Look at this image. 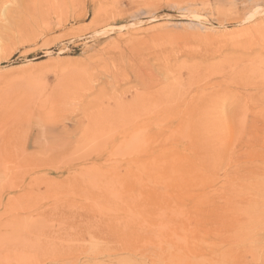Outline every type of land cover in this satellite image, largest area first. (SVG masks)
Segmentation results:
<instances>
[{"label": "rangeland", "instance_id": "374dc122", "mask_svg": "<svg viewBox=\"0 0 264 264\" xmlns=\"http://www.w3.org/2000/svg\"><path fill=\"white\" fill-rule=\"evenodd\" d=\"M136 92L151 100L120 102ZM0 100V264H253L200 164L216 124L243 129L234 165L263 146L264 0H12Z\"/></svg>", "mask_w": 264, "mask_h": 264}, {"label": "bare ground", "instance_id": "6f19581e", "mask_svg": "<svg viewBox=\"0 0 264 264\" xmlns=\"http://www.w3.org/2000/svg\"><path fill=\"white\" fill-rule=\"evenodd\" d=\"M11 1L12 0H0V9L2 8V6H4V4L11 2ZM29 1L33 2V5H37V6L40 3L43 5L49 6L51 8H57V7L59 8L61 6L67 5L68 2L74 1V0H29ZM134 69H135L134 70L135 74L138 77H142L143 81L146 82L147 79L149 78V74H147L148 71H147V73H146V71H142V67L139 64L135 65ZM146 69H148V68H146ZM143 84H145V83H143ZM150 100L151 99H150L148 93H146V92H136L130 99L128 96H120V102L123 103L124 106H127V107H131L132 105H135L136 107H140L144 103H148ZM10 110H11L10 107L0 104V122L4 117L5 118H11L12 117L13 114ZM15 111H14V114H15ZM137 111H139V110H137ZM262 114L264 115V113H262ZM14 118H15V116H14ZM19 118H21V117H19ZM21 120L23 121L22 118H21ZM20 124L21 123L18 122L17 125L20 126ZM135 125L136 124L131 125L129 134L126 136L129 138V140H128L129 142H131V141L135 142L134 141L135 133L133 131L135 129ZM221 127L216 124V126L213 130V134H212L213 135V137H212L213 141L211 140V142H213V144L209 147L210 151H208L209 152L208 153V160H202V162L200 164V168H201V170L202 169H205V170L208 169L210 180L213 178L216 181V183H215L216 187L214 188V192L217 193L219 196L223 197V199H224L223 200L224 205L221 209V217H222L225 224L227 222L226 227L229 230L228 232H229L230 236L234 237L237 241L239 240L243 244L242 250H240L241 252H243L242 256L244 257L245 260H250L253 264H264V125L262 126L263 132L261 134H257L259 136L255 135L256 137L254 139V144H256V143L261 144V140H262L263 146L248 149L245 153H243V157L245 156L244 163L237 164V165L233 164V163L238 162V159H237L238 153H237L235 146L241 140L243 129L242 128H241L242 130L238 129L236 127V125L231 124L228 127V132L223 133L222 132L223 130H221ZM60 131H63V132L70 131L72 133V131L70 129H68L67 127L66 128L64 127ZM15 161L16 162H14V160L10 157H6V162L3 163L2 170H6V171L8 170L10 172H15V173L19 174L23 170L27 169V167H25V165H24L25 160L23 158H17ZM94 165H96V164H94ZM133 165H135L136 168L140 167V164L133 163ZM223 168H224L223 177H220L221 170ZM95 169H98V167L91 166L88 173L91 175ZM33 171H34V169H33ZM135 174H136V172H135ZM41 177H42V175H41ZM202 178H204V177H202ZM31 179H32V177H31ZM98 179H100V178H98ZM53 180H54V178H53ZM57 181H58V179H57ZM41 182H42V180H41ZM41 182H38V183H41ZM128 183L130 184L131 187L128 188V190H127L126 184H128ZM133 184H134L133 181L128 179V180L124 181L122 185L115 184V186H111L110 191L112 193L117 192L119 195H122L125 192H127V194L132 195L134 193V190H135ZM29 185L31 186L30 183H29ZM32 185L34 186V184H32ZM57 185L56 186H49L48 185V187H45L47 190L40 191V189H41L40 188L36 192H39V193L41 192L42 194H45V195L46 194L47 195L59 194V193H61V191L59 190V187ZM67 185L69 186V182L67 183ZM67 185H65V186L67 187ZM40 186H41V184H40ZM108 187L106 185V188H108ZM67 189H68V187H67ZM63 190H66V189H63ZM21 193H23V192H21ZM20 196H23V195H20ZM170 215H172V214H170ZM157 218H158V216H157ZM158 219H160V218H158ZM26 222H28V221H26ZM30 223H32V222H30ZM21 225L22 224H20V226ZM12 231L16 234V232L14 230H12ZM17 232H19V231L17 230ZM3 236L5 237V235H3ZM10 240L11 239H8V240H5L4 242H6V241L8 242ZM237 244H239V243H237ZM229 254H230V251H229ZM229 254H227V255L229 256ZM239 256H241V254ZM219 259H220V257H219Z\"/></svg>", "mask_w": 264, "mask_h": 264}]
</instances>
